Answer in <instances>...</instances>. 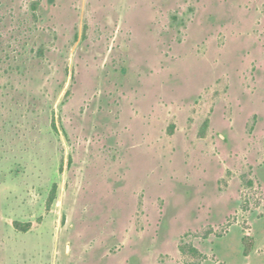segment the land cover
<instances>
[{
  "label": "rangeland",
  "instance_id": "rangeland-1",
  "mask_svg": "<svg viewBox=\"0 0 264 264\" xmlns=\"http://www.w3.org/2000/svg\"><path fill=\"white\" fill-rule=\"evenodd\" d=\"M0 264H264V0H0Z\"/></svg>",
  "mask_w": 264,
  "mask_h": 264
},
{
  "label": "trees",
  "instance_id": "trees-1",
  "mask_svg": "<svg viewBox=\"0 0 264 264\" xmlns=\"http://www.w3.org/2000/svg\"><path fill=\"white\" fill-rule=\"evenodd\" d=\"M21 223L20 222H18V221H16L15 222V225L18 227L19 225H20ZM28 226H30V223H28ZM24 230H27V229H24ZM247 238H249V237H247ZM251 250V247H246V249H245V252L247 253V252H249Z\"/></svg>",
  "mask_w": 264,
  "mask_h": 264
}]
</instances>
